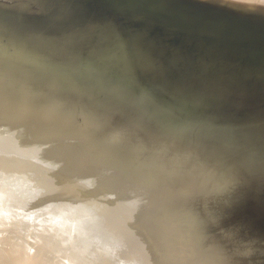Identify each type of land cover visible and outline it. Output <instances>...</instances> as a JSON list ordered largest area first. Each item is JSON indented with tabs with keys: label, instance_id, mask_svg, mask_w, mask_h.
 Wrapping results in <instances>:
<instances>
[{
	"label": "bare ground",
	"instance_id": "bare-ground-1",
	"mask_svg": "<svg viewBox=\"0 0 264 264\" xmlns=\"http://www.w3.org/2000/svg\"><path fill=\"white\" fill-rule=\"evenodd\" d=\"M0 121V171L23 172L20 193L0 178L21 200L0 194V263L264 264V0H0ZM100 159L177 252L147 231L132 242L144 223ZM44 190L71 200L49 213ZM107 217L141 245L126 262L103 242Z\"/></svg>",
	"mask_w": 264,
	"mask_h": 264
},
{
	"label": "rangeland",
	"instance_id": "rangeland-1",
	"mask_svg": "<svg viewBox=\"0 0 264 264\" xmlns=\"http://www.w3.org/2000/svg\"><path fill=\"white\" fill-rule=\"evenodd\" d=\"M1 119H2V118H1ZM0 123H1V121H0ZM16 127H17V128H16ZM30 127H33V126H30ZM18 128H20V130H21V127H20V126H19V127H18V126H14V127H10V128H8V129L6 130V133H5L7 136H6V135H5V136H6V137H9V136H10L12 139H14V137H15L14 134H15L16 132H18ZM23 129H25V132H27V130L29 131L30 128H28V127H23ZM23 129H22V130H23ZM33 129H34V128H33ZM10 131H11V133H10ZM13 133H14V134H13ZM39 133H40V132H39ZM22 135H23V136H22ZM22 135L20 136V140H23L22 137H24V139L27 138V139L29 140V137H27V136H28V133H24V132H23ZM25 135H26V137H25ZM13 136H14V137H13ZM38 136H41V134H39ZM5 141H7V140L5 139ZM48 143H49V140H48ZM56 144H57V143H56ZM71 144H72V143H71ZM69 145H70V144H69ZM77 145H78V144H77ZM77 145L75 144L76 150H78V152H82V151L84 150V154H85V152H86L87 150H85V149L82 147L83 150L80 151V146L78 145V146H79V147H78ZM72 146H73V148H70V147H72ZM78 148H79V149H78ZM71 149H72V150H71ZM73 149H74V150H73ZM68 150H71L70 152H74L75 154L78 153L77 151L75 152V148H74V145H73V144L69 146ZM82 153H83V152H82ZM76 155H79V154H76ZM86 155L91 156V157L95 156V155H93V153L90 152V151H88V154L86 153ZM79 156H83V157H84V155H82V154H80ZM14 157H15V156H14ZM86 157H87V156H85V159H86ZM94 158H95V157H94ZM87 159H89V158H87ZM3 161H5V160H3ZM1 162H2V161H1ZM101 162H102V163H101ZM106 162H108V161L104 159V162H103V160L100 159V164H97V163H99V161H96V160H95V163H93L94 166H92V162H91L90 164H91V166H92L93 168H94V167H95V168H102V165H104L102 170H104L105 166H107L105 169H107V168H108V169L105 170V171L110 170V171H112V173L108 171V172H107L108 174H106L104 171H101V170H100V171H101L100 173H101L102 175H101L99 172H97V173L99 174V176L101 175L102 177H103V176H107L108 179H110L111 177H113L112 180H113V179H114V180H117V179H118L119 181H118V182L116 181V183H118L117 186H116V183H115L114 180H113V182H114L115 184H114L113 182H111V181H112L111 179H110L111 181H109L108 179H107V181H108V182H111V183L109 184V186H111L112 184L116 186V188H115V186L111 187V189H114V188H115L114 190H117V189L119 188L118 186L120 185V183H122L123 185H122V186L120 185V187L122 188L123 192L125 193V192H126V189L124 188L125 186H124V183L122 182V181H123V178L120 177L121 174H119V176H118V173H120V172L117 171V170H116V171L118 172V173L116 172L117 174H116L115 172H113L115 169H114L113 167L111 168V163H110V162L106 163ZM3 163H4V162L0 163V165H1V166H4V165L6 164V163H5V164L3 165ZM7 163H8V162H7ZM9 163H10V162H9ZM9 163H8V164H9ZM109 163H110V164H109ZM12 164H14V163H12ZM6 165H7V164H6ZM6 165H5V166H6ZM9 165L11 166V164H9ZM20 165H23V164L21 163ZM20 165H19V166H20ZM25 165H26V166L23 165V166H20V167H23V168L25 169V168H27V164L25 163ZM108 165H109V166H108ZM15 166H16L17 169H20V168H18V167H19L18 165L15 164ZM17 166H18V167H17ZM91 166H90V167H91ZM4 168H5V171H4V169L1 170V171H2V173H1V171H0L1 174H3V172L7 174V173L10 172V170H12L9 166H8V167H4ZM8 168H10V170H9ZM12 168H14V167H12ZM93 168H92V170L90 169V170H91V171H90V175H93V176H94L95 174H93L92 171H93L95 168H94V169H93ZM0 169H1V168H0ZM7 169H8L9 171H8ZM24 169H23V171H24ZM13 170H15V169H13ZM21 170H22V168H21ZM21 170L16 171V172L19 173ZM7 171H8V172H7ZM25 171H26V170H25ZM25 171H24V172H25ZM97 171H99V169H97ZM12 172L14 173L15 171H12ZM12 172H11V174L13 175ZM16 172H15V173H16ZM88 172H89V171H88ZM102 172L105 173L106 175H103ZM25 173H26V172H25ZM25 173H24V174H25ZM61 173H62V172H61ZM94 173H96V171H95ZM97 173H96V174H97ZM114 173H115V174H114ZM19 174H23V172H20ZM19 174H18V175H19ZM88 174H89V173H88ZM98 174H97V175H98ZM111 174H112V175H111ZM7 175H9V174H7ZM7 175H6V177L9 178L10 175H9V176H7ZM16 175H17V174H15V175H13V176H10V177H11V179L9 178L10 180H8V178L5 179L6 177L4 176V174H3L2 176L0 175V178H1L2 181H3V180H7V182H8V181H11V182L6 183V184H11V183H13L12 181L16 182L15 180H16V178H18V175H17L16 178H14V176H16ZM27 175H29V174H27ZM57 175H58L59 177H58V176H56V177H58V178L61 177V176H60L61 174H60V175L57 174ZM110 175H111V177H110ZM114 175H117L118 177L116 176V177H117V178H116V177H114ZM19 176H20V175H19ZM21 176H22V175H21ZM62 176H65V174H64V175L62 174ZM99 176H97V177L95 176V177L99 180L100 178H102V177L99 178ZM3 177H4V179H2ZM27 177H29V176H27ZM56 177H55V179L57 180L58 178H56ZM95 177H94V178H95ZM107 177H106V178H107ZM13 178H14V179H13ZM21 178H22V177H21ZM25 178H26V177H25ZM25 178H23V179H25ZM104 178H105V177H104ZM115 178H116V179H115ZM12 179H13V180H12ZM26 179H27V178H26ZM60 179H61V178H60ZM121 179H122V181H120ZM17 180H18V179H17ZM27 180H28V179H27ZM100 180H101V179H100ZM18 181H19V180H18ZM18 181L16 182V183H17V186H18V183H19ZM28 181H29V180H28ZM57 181H59V179H58ZM104 181H105V183L107 182L106 180H104ZM30 182H31V181H30ZM99 182H100V181H99ZM119 182H120V183H119ZM77 183H78V182H77ZM13 186H14V187H13ZM17 186L15 185V183H13L12 188H13L14 190L18 191L19 189H18ZM107 186H108V185H107ZM109 186H108V189H110ZM123 186H124V187H123ZM5 187H6V185L2 186V191H3V190L6 191V190H5ZM8 187H9V186H8ZM8 187H7L6 189H9ZM15 187H16L17 189H15ZM75 187H76V188L78 187L79 189L81 188V187H79V183H78V186L75 185ZM3 188H4V189H3ZM121 188H119L120 191H121ZM123 188H124V189H123ZM31 189H32V188H31ZM10 190H11V189H10ZM10 190H9V191H10ZM85 190H86V189H85ZM114 190H111V191H114ZM119 190H118V191H119ZM124 190H125V191H124ZM0 191H1V190H0ZM4 191L1 192L0 194L3 195V194H4ZM9 191H6V192H5V194L7 193L6 195L4 194L7 198H5V196L3 195V197H4V202H6V205L8 206V208L12 206V204H13L12 201H14V200L12 199L11 196H13V195L15 194V192H14L13 190H11L10 192H9ZM19 191H20V190H19ZM19 191L16 192V193H20ZM25 191H26V192H25ZM25 191H24V192L27 193V194H29V193L31 192L30 188H29V190H25ZM28 191H29V193H28ZM32 191H34V190H32ZM90 191H92V190H90ZM118 191H114V192H118ZM120 191H119V193H122V191H121V192H120ZM8 192H9L10 194H9ZM11 192H14V193L11 194ZM45 192H46V193H45ZM81 192H82V191H81ZM84 192H87V190L84 191ZM88 192H89V190H88ZM128 192L131 193L132 191H127L126 194H128ZM25 193H23V194H25ZM31 193H32V192H31ZM31 193H30V194H31ZM47 193H48V192L44 190V192H43L44 197L47 195ZM49 193H50V194H49ZM49 193H48V194L51 195L52 192H49ZM55 193H56V195H57V192H55ZM55 193H52V194H55ZM79 193H80V192H79ZM82 193H83V192H82ZM92 193H93V192H92ZM92 193H90V194L92 195ZM130 193H129V194H130ZM8 194L10 195L11 198L8 197V196H9ZM43 194H42V195L40 194V196L38 195L39 197H41V200L39 199L40 201L38 200L39 197L36 198V200L38 201V204H39V205H44L45 203H47V202H45L47 196H46L45 199H44L45 201H43V199H42ZM45 194H46V195H45ZM83 194H84V193H83ZM126 194H124V197L126 196V197H125L126 199H124V197H122V198H123V202L127 205V206L125 205V206L127 207V209L129 208V210H127V211H130L129 213L131 214V216H129L130 214L126 212V213L128 214L127 217H129V218H130V217H133L132 220H134V218H137V217H135V214H136L135 210H137V213H138L137 216L140 215V216H138V219L140 218V220L143 221L142 223H144V227H145L146 224L148 223V224H147L148 226H146V227L152 229L153 224H154V228H153L152 230L149 229V232H148V230H147L148 228H147L146 230H141L142 228H144V227H142V226H141V228H137V229H136V232H137V233H138V231H139L138 229H140V231L143 232V233H142V232H139V234L141 233V236L143 235L142 238L145 237V238H144V240L146 239L145 241H142V238H139V237H137V238H139L138 240L136 239L135 236H136V235H139V234H133L132 236L135 235V236H134L135 238H132L133 241L130 240L131 235L129 236L128 233L125 232L126 230H124L123 228L120 229L121 232L118 230V232L123 233V235L119 233V234H120V236H119V235L115 232L117 236H116L115 233H114V236H113V237H114V238H118V237H121V236H122L123 238H118V240H120V239H124V238H125V239H126V240H125L126 242H127V241L129 242V241H130L129 243H131V241H132V242H134V241H137V242H138V241L140 240L138 243H141V242H142L141 245H143V244L148 240L147 238H149L147 235H146L147 237L145 236V234H144L145 232H144V231H147L146 233H147V234L149 233L148 235H150V237H156L157 240H158V238L160 239L159 236H161V237L163 238L162 233L164 234V232H163L164 228H163V230L160 232V229H162V228H160L159 225H156L157 223L155 224V219H153V216H151L152 218L150 217V214H151V213H150L149 211H148V212H149V213H148L149 215H148V214H147V215L144 214L143 217L147 218V216H148V218H151V219L154 220L153 223H152L153 220L150 222L148 218H147V219L141 218V216L143 215V214H142V211H143V210H141L142 208H141V209H138V208L141 207V203L138 202V197H137V196H134V194H133V195L130 194V195H132V196H130V195L128 194V195L130 196V197H129V196H127ZM1 195H0V198L2 199L3 197H2ZM7 195H8V196H7ZM49 195H48V196H49ZM56 195H54V196H50V198H47V200L49 199V201H50V200L52 201V198H53V199H54V198L57 199V197H58L60 203H63V202L66 203V200H68V201L71 200V199H67V198H65V195H64V197H63V196L61 197V194H58L57 196H56ZM122 195H123V193H122ZM55 196H56V197H55ZM115 196H116V194H115L113 197L117 199L118 197H117V196L115 197ZM133 196H134V197H133ZM14 197H15V199H16V197H17L16 194H15ZM14 197H13V198H14ZM25 197H27V196H25ZM59 197L62 198V199H60ZM113 197H112V198H113ZM131 197L134 198V199H132ZM8 198H9V200L12 199V201H11V200L9 201ZM64 198H65V199H64ZM78 198H79V197L76 196V198L74 197V200H75V199H78ZM34 199H35V198H34ZM58 199L55 200L57 203H55V202L53 201V203H55V205L52 204V202L50 201L51 204L49 203L48 205H49V206L51 205V207H48V205L45 204V206H47L46 208H48L49 213H50V209H52L54 206H55V207H54L53 209L58 208L59 206H61V208H63V207H62L63 204H62V205H58V203H59V202H58ZM63 199H64V201H62ZM129 199H131V200L129 201ZM135 199H137V200H135ZM7 200H8V203H9V202H12V204L9 203L10 206L8 205ZM16 200H17V199H16ZM27 200H28V199H27ZM72 200H73V199H72ZM79 200H80V198H79L77 201H70V202H73L74 204H76V202H77V205L79 206V208H81L82 203L84 202V205L86 204V206H87V204H88L87 202H88L89 200H91V202L89 201V204H88V205H90V203H92V201H93V198H92V199L89 198V200H87V202L81 200V201H82L81 204H79V203H80ZM112 200H113V199H112ZM114 200H115V199H114ZM126 200H128V203H129V202H132V204H133V200H134V202L137 201V203H136V205H135V203H134L133 205H132L131 203H130L131 205H130V204L128 205ZM42 201H43V203L40 204V202H42ZM49 201H48V202H49ZM94 201H95V200H94ZM115 201H118V200H115ZM115 201H112V202L114 203ZM119 201H121V199H119ZM125 201H126V202H125ZM139 201H140V200H139ZM19 202H21V200L19 201V199H18V201L15 202L16 204L14 203L13 205L16 206V205L19 204ZM44 202H45V203H44ZM70 202H69V203H70ZM85 202H86V203H85ZM101 202H103V200H101ZM101 202L99 201V203H101ZM140 202H141V201H140ZM36 203H37V202H36ZM103 203H104V202H103ZM109 203H110V202H109ZM124 203H122V204H124ZM38 204H36L37 207H36L35 204H34V206L36 207L37 210H38L39 207H40L41 210H42V208L45 209V210H44L45 213L48 212V211H46L47 209L45 208V206H44V207H43V206H42V207H41V206L38 207ZM92 204L95 205V203H92ZM104 204L106 205V202H105ZM56 205H58V206H56ZM100 205H101V204H100ZM102 205H103V204H102ZM114 205H116V204L114 203ZM134 205H135L136 207H134ZM52 206H53V207H52ZM65 206H69V205H68V202H67V204H66ZM65 206H64V207H65ZM86 206H85V207H86ZM98 206H99V204H98ZM103 206H104V205H103ZM117 206H118V205H117ZM132 206H133V207H132ZM13 207H14V206H13ZM71 207H72L73 209L75 208V209H74V212L77 211V209H76V208H78L77 206L74 205V207H73V204H72V205H71L70 207H68V208H71ZM91 207H93V205H92ZM91 207L89 206L88 208H91ZM94 207H95V206H94ZM131 207H132V208H135L134 211H133V213L135 212L134 215H132L133 213H131V212H132V210H130ZM33 208H34V207H33ZM33 208H32V209H33ZM79 208H78V209H79ZM86 208H87V207H86ZM132 208H131V209H132ZM136 208H137V209H136ZM83 209H85V208L79 209V211H80V210L83 211ZM95 209H96V208H95ZM143 209H144V208H143ZM68 210H70V209H68ZM85 210H86V209H85ZM85 210H84V211H85ZM140 210H141V211H140ZM144 210H145V209H144ZM34 211H36L35 209H34L32 212H33V213H37V211H36V212H34ZM44 211L42 210V212H43L42 216L45 215ZM84 211H83L82 213H84ZM90 211H93L94 213L96 212L95 214H97V213H100L101 210H98L99 212L96 211V210L94 211V208H93V210H89V209L87 210V212H90ZM38 212H40V214L42 213L40 210H39ZM87 212L85 211V213H87ZM139 212H140V214H139ZM145 212L147 213V209H146V211H143V213H145ZM94 213H93V214H94ZM104 213H105V214H103V212L101 211V213H100V217L102 216V217L106 218L107 214H109V213L106 214V212H104ZM46 214H48V213H46ZM74 214H75V213H74ZM89 214H90V213H89ZM89 214L87 215V218H89L88 216H90V217H91V218H90V220H91L90 222H92V220L95 218V216L92 218V214H91V215H89ZM95 214H94V215H95ZM102 214L105 215V216H103ZM141 214H142V215H141ZM33 215L36 216L37 214H33ZM72 215H73V212H72ZM108 216H109V215H108ZM115 216H116V215H115ZM118 216H119V215H118ZM120 216L122 217V215H120ZM120 216H119V217H120ZM37 217H41V215L38 214V216H36V218H37ZM100 217H98V218H100ZM102 217H101V218H102ZM127 217H126V218H127ZM36 218H34V219H35V220H34L35 223L37 222V221H36ZM114 218H116V217H114ZM114 218H113V219H114ZM129 218H127L126 221H128V220L131 221V220H130L131 218H130V219H129ZM37 219H38V218H37ZM143 219H144V220H143ZM151 219H150V220H151ZM101 220H103V219H100V221H101ZM109 220H110V222H108V217H107L106 220L104 219V221H106L105 223H104V221H103V222L101 221L102 223H100L99 219L97 220V222H99V225H100V224L102 225L101 228H103V227L105 228L106 225H109V224H110L109 226H111V224H112V222H111V220H112L111 217H109ZM147 220H148V222H147ZM94 221H95V220H94ZM94 221H93L91 224H94ZM112 221H114V220H112ZM145 221H146V222H145ZM34 222L31 221V224L28 223V224H26V225H22V228H21V229H24V230L28 229L27 232H28V234H29L30 231H33V228H34V226H35V223H34ZM90 222H89V223H90ZM149 222H150V223H149ZM103 223H104V225H105L106 223H107V224L104 226ZM108 223H109V224H108ZM113 223H114V222H113ZM32 224H33L34 226H30V225H32ZM96 224H97V223H96V221H95V224H94L93 226H95ZM149 224H150V225H149ZM20 225H21V223H20ZM28 225H29V226H28ZM112 225H113V224H112ZM18 226H19V224L16 226V230L20 228V226H19V227H18ZM25 226H28V228H26ZM96 226L98 227V225H96ZM151 226H152V227H151ZM23 227H24V228H23ZM30 227H31L32 230H30ZM32 227H33V228H32ZM90 227H91V226H90ZM99 227H100V226H99ZM128 227H129V225H128ZM134 227H135V226H134ZM134 227H130V230L132 231V229H134ZM25 228H26V229H25ZM92 228H93V227H92ZM107 228H108V226L106 227V230H105V229H104V230H105L106 233H109V234H110V236H109L110 239L107 237V238L109 239V241L107 240V238H106L103 234H102L103 236H100L101 231L99 232V236H98V237H99V238L101 237L102 241L106 239L105 241H103L104 243H106V242H110L109 245L111 244L110 246H112V247H111V250H112V251H113V250L115 251L116 249H118V250L121 251V248H122L121 245L123 246V244H124V246H123L122 249H128L129 246H130V249H128V252L126 253L127 255L125 254V256H124V254H121L120 251H119V252H120V253H119V252L116 250V251H117V253H116V256H117V257H115V256H114V254H115L114 251H113V252L111 251L112 256H114V259H113V260H115V259L117 258L116 260L120 261V260L123 259V257H124L123 261L126 262V261H127L126 259H128L129 256H131V255L134 254V253L132 254L131 251H130V250H131V245L134 246V247H132V249H133L132 252H133V251H136V252H137L136 247H137V246L140 247L141 245H139L137 242H135V243H137V244H135L136 247H135V245H134L133 243L128 244V245H129V246H128V245H126L128 242L126 243L125 241H122V244H117V243H119V241H117V240L113 239V237H111V236L113 235V233H112V232L110 233L109 230H108V231H109V232H108V231H107ZM126 228H127V227H125V229H126ZM131 228H132V229H131ZM21 229H20V230H17V231H18V232H17L18 234H21V233L24 231V230L21 231ZM109 229L112 230V228H109ZM155 229H156V230H155ZM91 230H92V229H91ZM98 230H100V229H98ZM104 230L102 229V233L104 232ZM122 230H123L125 233L122 232ZM20 231H21V232H20ZM153 231H154V233H153ZM19 232H20V233H19ZM27 232H25L26 235H27ZM127 232H128V230H127ZM133 232H135V230H134ZM30 233H31V232H30ZM97 233H98V232H97ZM106 233H105V234H106ZM12 234L14 235V233H12ZM23 234H24V233H23ZM23 234H21V235H23ZM109 234H108V235H109ZM125 234L129 236V240H127V238H128L127 236H124ZM131 234H132V233H131ZM151 234H153V236H152ZM155 234H157L158 237H157V235H155ZM23 236H25V235H23ZM106 236H107V235H106ZM25 237H27V236H25ZM104 237H105V239H104ZM111 238H112L115 242H113V240H112ZM162 238L159 240V242L162 241V243L160 242L161 245H165V244L167 243L168 246L165 245V247H169V248H171L172 251H174V249L177 248L175 242H173V243L171 242V244H174V245L172 246V245L170 244V246H169V243H168V242H170V240L168 239V240H169V241H168V240L166 239V243H164L163 241H165V238H164V240H162ZM124 242H125V243H124ZM120 243H121V241H120ZM107 244H108V243H107ZM109 245H108V247H109ZM114 245H115L116 247H118V246L120 245L119 247H121V248H116ZM117 245H118V246H117ZM113 246H114V247H113ZM126 246H128V248H127ZM165 247L163 248V246H161V248H163V249H161L162 251H160V252L155 251V252H156V255H157V252H158V253L163 252V250L165 249ZM172 247H173L174 249H173ZM115 248H116V249H115ZM169 248H168V249L166 248L165 251H166V250H168V251H166V252H169V251H170V254L174 253V252H172L171 250H169ZM134 249H135V250H134ZM137 249H138V248H137ZM116 251H115V252H116ZM123 251L126 252L127 250H122V253H123ZM165 251H164V253H165ZM175 251H176V249H175ZM129 252L131 253L130 255H129ZM136 252H135V253H136ZM176 252H177V251H176ZM176 252H175V253H176ZM118 253H119V259H118ZM175 253H174V254H175ZM120 254H121V255H120ZM174 254H172V255H174ZM175 255H176V254H175ZM175 255H174V258L177 257V256H175ZM127 256H128V257H127ZM140 256H141V255H140ZM140 256H139V257H140ZM125 257H127V258H125ZM177 259H178V258H177ZM177 259H175V261H176ZM116 260H115V262H118V261H116ZM5 261H6V262H5ZM5 261H4V260L1 261L0 264H6V263L9 264V263H8V262H9V259H6ZM7 261H8V262H7ZM123 261H120V262L123 263ZM175 261H173V264H179V263L177 262L178 260L176 261V263H175ZM138 263L141 264L142 262L139 260ZM135 264H137V263H135Z\"/></svg>",
	"mask_w": 264,
	"mask_h": 264
},
{
	"label": "water",
	"instance_id": "water-1",
	"mask_svg": "<svg viewBox=\"0 0 264 264\" xmlns=\"http://www.w3.org/2000/svg\"><path fill=\"white\" fill-rule=\"evenodd\" d=\"M181 248V247H180Z\"/></svg>",
	"mask_w": 264,
	"mask_h": 264
}]
</instances>
